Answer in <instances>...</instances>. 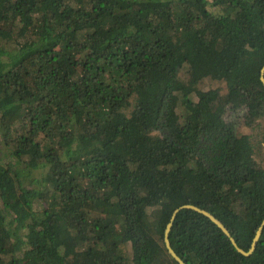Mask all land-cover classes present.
I'll return each instance as SVG.
<instances>
[{
	"label": "trees",
	"instance_id": "obj_1",
	"mask_svg": "<svg viewBox=\"0 0 264 264\" xmlns=\"http://www.w3.org/2000/svg\"><path fill=\"white\" fill-rule=\"evenodd\" d=\"M263 67L264 0H0V264H178L184 205L247 252ZM230 237L186 208L168 233L185 264H264V228Z\"/></svg>",
	"mask_w": 264,
	"mask_h": 264
},
{
	"label": "water",
	"instance_id": "obj_2",
	"mask_svg": "<svg viewBox=\"0 0 264 264\" xmlns=\"http://www.w3.org/2000/svg\"><path fill=\"white\" fill-rule=\"evenodd\" d=\"M263 74H264V67L262 68L261 70V81L264 83V78H263ZM183 208H186V209H191V210H194L196 212H199L203 215H205L206 217H208L214 224H216L222 231L224 234H226L227 236L230 237L227 229L223 226V224L218 221L216 218H214L211 214L207 213L206 211H203L195 206H192V205H184V206H181L179 207L178 209L174 210V212L172 213V216L170 218V221L169 223L167 224L166 226V229L164 231V244H165V247L167 249V252L168 254L178 263V264H185L176 254L175 252L173 251V249L171 248L170 246V243H169V240H168V233L170 231V228L172 226V222L176 216V214ZM264 228V219L262 221V223L260 224L259 228L257 229L256 233H255V236L253 238V241H252V244L249 248V250L247 252H244L243 250L239 249L235 243V241L233 240V238L230 237V241L232 242L233 246L243 255L245 256H248L250 255L254 249H255V246L257 244V241L261 235V232Z\"/></svg>",
	"mask_w": 264,
	"mask_h": 264
},
{
	"label": "rangeland",
	"instance_id": "obj_3",
	"mask_svg": "<svg viewBox=\"0 0 264 264\" xmlns=\"http://www.w3.org/2000/svg\"><path fill=\"white\" fill-rule=\"evenodd\" d=\"M213 9L215 10V12H220V9H218V8H213ZM236 115L240 116V115H242V113H238ZM236 115L233 114L232 117L229 116V117H227V119H229V121H232V119H234L235 118L234 116H236ZM238 119H239V117H238ZM240 132L242 134L248 136L250 141H251V143L253 144V146H255V144L257 142V139H258V131H257V129L241 128Z\"/></svg>",
	"mask_w": 264,
	"mask_h": 264
}]
</instances>
